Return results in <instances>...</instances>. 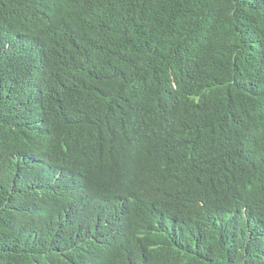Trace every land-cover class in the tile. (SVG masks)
I'll return each mask as SVG.
<instances>
[{
    "label": "trees",
    "instance_id": "1",
    "mask_svg": "<svg viewBox=\"0 0 264 264\" xmlns=\"http://www.w3.org/2000/svg\"><path fill=\"white\" fill-rule=\"evenodd\" d=\"M95 263L264 264V0H0V264Z\"/></svg>",
    "mask_w": 264,
    "mask_h": 264
},
{
    "label": "clouds",
    "instance_id": "2",
    "mask_svg": "<svg viewBox=\"0 0 264 264\" xmlns=\"http://www.w3.org/2000/svg\"><path fill=\"white\" fill-rule=\"evenodd\" d=\"M58 177V176H57ZM121 213L116 211L105 218L97 220L94 222L95 230L99 233L100 236L105 235H117L123 238L124 241H127L130 237V223H123L119 220L118 215ZM243 223L249 224L248 216L243 220ZM80 239H83L88 242L90 246H93V237H88L81 235ZM97 264V263H95ZM158 264V263H155Z\"/></svg>",
    "mask_w": 264,
    "mask_h": 264
}]
</instances>
